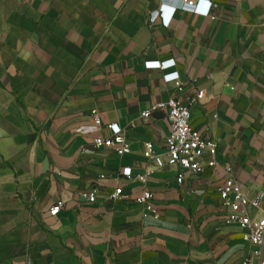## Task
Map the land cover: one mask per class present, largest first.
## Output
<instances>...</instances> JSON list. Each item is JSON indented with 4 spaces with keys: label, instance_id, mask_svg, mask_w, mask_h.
<instances>
[{
    "label": "crops",
    "instance_id": "crops-1",
    "mask_svg": "<svg viewBox=\"0 0 264 264\" xmlns=\"http://www.w3.org/2000/svg\"><path fill=\"white\" fill-rule=\"evenodd\" d=\"M206 2L209 15L181 0H0V264L260 263L225 223L219 187L232 172L248 196L264 191V0ZM161 4L176 7L167 26L150 20ZM199 90L190 123L218 147L214 166L191 173L167 162L164 113H141ZM92 109L102 125L82 133ZM110 123L130 144L122 156L94 145ZM91 188L95 202L81 194ZM144 190L155 215L135 201Z\"/></svg>",
    "mask_w": 264,
    "mask_h": 264
},
{
    "label": "built area",
    "instance_id": "built-area-1",
    "mask_svg": "<svg viewBox=\"0 0 264 264\" xmlns=\"http://www.w3.org/2000/svg\"><path fill=\"white\" fill-rule=\"evenodd\" d=\"M199 2L202 0H198ZM198 2V3H199ZM198 3H193L190 0H181V8L191 11H200L201 14L209 15L211 10V2H206V7L202 10L198 9ZM176 10L175 6L161 4L160 7L151 12L150 20L153 22L157 18L162 20L164 25H168ZM174 65V60L166 61H149V68H157L165 70ZM164 78L167 81H174L178 91H182L183 83L179 80L177 72L166 73ZM204 97V90H199L189 98L185 103L177 97H170L164 101H158L152 104L148 109L144 110L141 115L148 119L155 112H163L167 121L169 132L166 136L167 162L170 165H177L191 173H199L205 165L214 166L216 164V152L218 143L214 138H205L202 133L194 128L190 123L191 105L197 100ZM91 124L79 127L82 133L96 132L102 125L101 117L97 109H92L90 112ZM107 129L110 132L109 136L97 134L94 137V145L96 148H110L118 155L122 156L128 153L131 148L127 141L123 129L117 123L107 124ZM146 154L149 158L154 156L153 145L151 142L146 143ZM150 169H146L144 173L136 175V178L142 182H146L151 174ZM122 174L127 178H132L131 167H124ZM184 173L178 174V182H182ZM88 202H95L97 189L81 193ZM123 188L117 186L113 192L109 194V198L117 200L124 197ZM219 197L222 203L228 208L225 214V223L235 224L239 227L242 239L257 246L259 249L254 253L260 258L259 264H264L261 258V249L264 247V210L261 216H254L252 209H260L264 205V191L258 195L250 197L244 193L240 183L235 178L232 172L229 173L225 182L219 187ZM153 193L144 190L136 196V203L140 204L143 209V215L146 217L150 214L155 215V207L152 203ZM63 206V201L56 202L49 209L50 215H57ZM242 264H251L250 258H246Z\"/></svg>",
    "mask_w": 264,
    "mask_h": 264
}]
</instances>
